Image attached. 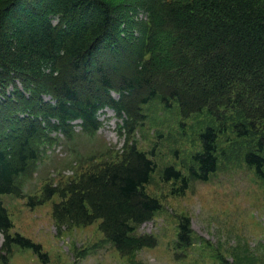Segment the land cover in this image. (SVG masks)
Segmentation results:
<instances>
[{"label":"trees","instance_id":"16d2710c","mask_svg":"<svg viewBox=\"0 0 264 264\" xmlns=\"http://www.w3.org/2000/svg\"><path fill=\"white\" fill-rule=\"evenodd\" d=\"M234 88L240 91L232 100ZM154 100L167 109L176 103L183 118L205 110L218 117L221 107L237 102L248 123L238 125V134L255 139L245 162L264 180V0H0L4 251L10 254L17 246L46 262L40 245L11 236L2 199L24 196L17 179L40 156L36 140L56 141L54 131L71 138L74 122L96 135L106 109L122 122L119 131L132 136L146 120L143 107ZM200 140L191 176L208 182L218 170L217 130L208 127ZM155 170L134 142L120 164H108L62 190L47 187L36 205L58 194L59 223L100 221V230L121 253L155 248V237L135 234L162 209L146 193ZM163 178L188 189L189 179L173 166ZM192 243L191 220L182 218L177 248Z\"/></svg>","mask_w":264,"mask_h":264},{"label":"rangeland","instance_id":"374dc122","mask_svg":"<svg viewBox=\"0 0 264 264\" xmlns=\"http://www.w3.org/2000/svg\"><path fill=\"white\" fill-rule=\"evenodd\" d=\"M239 91L233 89L232 100ZM143 113L146 120L132 136L119 131L122 122L106 109L96 135L84 133L74 122L71 138L54 131L50 135L56 141L36 140L40 156L17 179L24 196L2 199L13 224L11 236L40 245L46 262L17 246L8 254L0 233V264H264V180L245 162L255 139L238 134V125L248 124L240 105L229 102L218 117L205 110L183 118L176 103L167 109L154 100ZM208 127L218 132V170L202 182L192 178L191 169L197 168L193 157L202 151L200 136ZM134 142L156 164L146 193L159 200L162 209L135 231L137 236L155 237V248L121 253L100 230V221L88 226L59 223L54 218V205L62 201L58 194L36 205L47 187L62 190L108 164H120ZM170 166L189 179L187 190L164 181V170ZM182 218L191 220L193 231L192 246L186 250L177 248Z\"/></svg>","mask_w":264,"mask_h":264}]
</instances>
